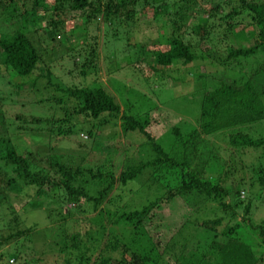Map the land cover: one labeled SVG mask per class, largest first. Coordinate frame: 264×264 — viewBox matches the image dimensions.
<instances>
[{
	"label": "trees",
	"instance_id": "1",
	"mask_svg": "<svg viewBox=\"0 0 264 264\" xmlns=\"http://www.w3.org/2000/svg\"><path fill=\"white\" fill-rule=\"evenodd\" d=\"M234 1L236 7H230L221 18L224 29L218 39L222 41L227 36H234L244 40L245 46L240 43L224 46L225 55L213 57L212 53L202 51L195 56L192 45L181 37L185 26L179 24L178 17L185 6L180 5L175 7L172 20L168 21L167 27L171 31L168 37L161 38L159 32L153 45L136 44L139 64L147 62L148 56L151 64L157 65L161 71L171 69L176 72L178 67L187 68L199 60L205 66L203 74H197L195 68L188 74L191 77L189 94L197 103L198 114L194 121L190 124L178 121L159 141L145 131L149 125L147 119L126 114L99 86L97 47L105 50V31L111 32L113 25L139 26L136 16L145 14L146 9L151 10L152 19L167 15L170 5L166 0H0V20L7 24L4 29L14 28L11 33H0V72H7L6 81L10 83L13 79L28 78L35 73L29 91H25L22 84H5L27 105L45 107L48 112L44 117L14 115L12 127L19 123L22 128L29 127L28 132H44L50 141L52 137H68L69 140L76 126L85 134V139L93 143L95 130L118 119L121 136L136 133L142 139L138 146L149 148L147 159L135 161L138 147L135 148L130 141L128 145L135 149L126 152L124 159L114 162V155L120 154L124 147L122 144L120 150L114 148L111 154L105 153L104 156L101 147L97 146L89 149L86 160L78 154V164L71 159L63 163V157L56 154L52 144L43 154L21 153L13 145L11 136L14 135L12 132L8 134V125L0 111V227L6 229H0V249L13 239L32 236V227L19 229L20 217L35 214L36 211L27 212L32 205L30 202L40 204L46 193H50V197L58 198L61 205L78 206L82 201L90 207L92 214L96 213V220H82L94 237L87 231L82 235L78 232L67 234L65 227H56L67 241L62 251L67 254L75 251L72 259L76 264H158L162 256L168 257L167 254L173 256L172 264H264V226L250 227L251 230L245 227L246 222L249 224L250 205L248 200L245 204L240 200L244 198L238 188L240 182L236 183L234 192H230L224 183L228 166L237 172L232 165V156L221 164L216 150L207 140L219 132H228L227 145L237 154L244 149H264V137L232 133L233 129L264 121L261 99L264 96V58L249 60L256 52L264 53V0ZM218 10V6L211 8L208 17H215ZM240 12L246 13L251 24L234 32L239 24L231 20ZM204 26L203 21L194 29L198 31V40L203 41V35L206 39H213L216 32H208ZM118 32L114 31L110 39L115 40ZM62 38L66 45L62 44ZM110 56L106 53L104 57L108 74L117 70ZM44 58H53V62L39 69L38 64ZM62 60L67 62L66 67L60 66L57 72L54 71V62ZM129 61L123 69H130ZM154 68L150 67V70L155 72ZM188 76L187 73L181 74L178 79L182 81ZM62 77H74L75 81L65 85L61 83ZM87 78L95 80L90 84L92 88L84 86ZM49 91L53 94L49 95ZM42 95L45 99H41ZM6 99L0 98V102ZM7 100L13 102L11 98ZM45 103L51 105L50 108L44 106ZM93 160L96 163L91 165ZM86 163L90 166L84 167ZM250 172L254 175L246 185L247 197L249 193H255L257 199L264 202V169L259 165ZM144 173H150V182L140 184ZM19 181L32 192L29 196L32 200L27 198L21 209L12 204L10 196V193L19 194L16 185ZM254 183L258 187L256 191L253 190ZM128 184L137 186L134 194L140 199L145 197L144 204L138 208L120 205L117 195H113L116 189L120 191ZM174 199H179L194 213L212 203L222 216L197 224L192 222L190 226L194 232L191 235L186 233L183 236L184 228L178 229L177 238L172 235L164 244H156L148 234L149 220L161 203ZM64 213L68 215V210L61 208L56 216ZM223 217L227 221L238 218L239 224L223 226L217 235L216 229L222 225ZM62 220L65 223V218ZM240 226L250 231L245 239L247 243L236 233ZM119 227L122 231L128 230L125 236L119 237L115 233ZM253 234L257 240L255 243L251 239ZM85 243L96 246L87 247ZM14 256L9 258L13 260ZM2 261L3 255H0V264ZM63 264H71L70 259L64 260Z\"/></svg>",
	"mask_w": 264,
	"mask_h": 264
},
{
	"label": "rangeland",
	"instance_id": "2",
	"mask_svg": "<svg viewBox=\"0 0 264 264\" xmlns=\"http://www.w3.org/2000/svg\"><path fill=\"white\" fill-rule=\"evenodd\" d=\"M166 2L170 5L167 9V15L158 16L152 19L151 10L146 9L145 14L136 16L138 23H140L136 28L132 26L130 27L127 24H116L111 28V32L105 31L103 48L106 52L105 50H101L99 46L97 47L98 73L100 75L97 76V81L99 82V86L103 87L114 98V101L120 105L126 114L147 119L149 125L146 127L145 131L149 133L153 139H158L159 141L162 138L161 136L178 121L182 120L189 124L194 121L198 114L197 103L196 98H192L189 94V90L191 89V77H189L188 74L191 73L192 68L197 70V74H203V68H205V66L202 65V62L199 60L192 63V65L187 68L178 67L179 70L176 72L171 69L161 71V68L157 65L153 66L154 64H151V59L148 56L146 58L147 62L139 64L137 62L138 56L136 52L138 48L136 47V44L147 43V46L153 45V43H156L155 41L157 40V37L159 38V32L162 34L161 38L168 37L171 32L167 27L168 21L172 20L175 7L180 5L185 6L180 12L181 17H178L179 24L185 26L182 29L184 32L181 34V37L185 43L192 45V52L195 56L200 55L202 51H207L212 53L213 57H220V54L223 53L224 46L232 47L234 43V45L240 43L242 46H245L244 40H240L234 36H232L233 38L227 36L228 38L222 41L218 39L224 29L223 19L221 18L230 11V7H236L234 0H187L185 2L179 0H166ZM215 6L219 7L218 14L212 18L208 17L210 9ZM219 18L221 20H218ZM203 21L205 22L204 28L206 31L208 29V32L212 31L213 34L216 32V34L213 35V39H206L205 35H203L202 38L204 40H198V31L195 32L194 29ZM231 21L236 23V25L239 24L236 26V29L233 30L234 32L251 24L249 17L244 12H240L236 17H233ZM6 25L7 24H4V22L0 20V33H11L13 31L14 28L4 29ZM117 30L119 32L115 40H111L110 38L113 36L112 33L114 31L117 32ZM251 30L253 33L255 32V30ZM88 33H91L89 29ZM107 33L109 34L108 36ZM64 38L61 39L64 40L62 44L66 45L67 43ZM127 43L130 45L132 43V47L126 46ZM68 46H71V44ZM57 51L61 52L60 50ZM261 52L262 51H259V53L256 52L254 58L249 60L255 61V57L260 59L262 57L264 58V53ZM106 53H108L109 56L110 54L112 55L110 56V61H113V63L116 64L115 67L117 69L114 72L111 71L110 74H108L109 71L106 70L107 62L106 59H104ZM223 55L225 54L223 53ZM51 59L47 60V58H44L38 64V68L41 69L45 67V65L48 67L52 61ZM127 60H130L129 64L131 67L129 70L122 68L125 66V63H127ZM54 63L55 66L53 70L56 72L60 69V66L66 67L67 65V62H64V60ZM150 67H155V72L150 70ZM246 72L248 73V71ZM0 73H2V75H0V98H11L13 100V102L8 101L7 99L1 101L0 111L3 112L4 120L8 125V134L11 135L12 132L14 135L11 136L13 145L21 153L27 151L43 154L48 151L52 144L56 154L63 157V163L69 162L71 159L72 162L78 164L77 155L80 154L81 156L86 157L85 160L88 159L87 156L88 153H90V148L94 149L97 146L101 147L100 152L104 156L105 153L111 154L114 148L115 150H120L122 144L124 147L119 151L120 154L118 153L114 155V162H116L117 159H124L125 156H127L126 152L137 147V153L134 155L135 161L148 158L149 153L147 149L149 148L147 147L146 149L138 146L142 140L138 134L128 133L126 136L120 135L121 128L118 119L112 120L108 124H104L101 128L95 130L94 133L97 137L94 136L95 140L93 143L89 142V139H85V134L79 132V128L76 126L73 130V134L69 136V140L68 137L66 139H56V137H52L50 138V141L44 132H28L29 127L22 128L19 123H17V125H20L21 128H17V125L12 127V118L14 115H23L25 117H28L29 115H37L44 117L48 112L45 107L35 108L32 107L33 105H27L28 103H25L24 100L16 96L15 91L5 84V82H8L6 81L7 72L5 73L2 70ZM185 73H187L189 78H184L182 81L179 80L178 77H181V74L183 75ZM34 79L35 73L29 75L28 78L13 79L11 82L15 85L22 84L24 85L23 87L25 91H29ZM74 81V77L61 78V83L65 85L72 84ZM85 81L84 86L90 88H92L90 84L95 82V80L91 78H87ZM8 83L12 85V83ZM50 94L53 93L49 91V95ZM31 95L32 94L28 96ZM36 99L38 98L36 97ZM41 99H45V96L42 95ZM261 99L263 100L264 107V96H262ZM44 106L50 108L51 105L45 103ZM76 121L79 122L78 120ZM232 133L247 134L252 138L264 137V121L253 123L247 127L233 129ZM227 136L228 132H219L218 134L207 138L208 142L211 143L216 150L217 156L221 159V164L224 165V163L230 159V155L232 156V165L237 172L228 166L225 170L228 171V175L224 183L227 188L230 189V192H234L237 189L235 188L236 183L240 182L238 188L240 192L244 193V198H240V200L244 204L247 203L246 201L248 200L250 205V212L247 216L249 224L246 222L245 227L251 230L250 227L260 224L264 226V202L259 201L255 193H249L247 197L246 192L248 180L250 176L254 175L250 170H256L259 165L264 169V149H257L254 151L244 149L240 151L241 153L239 152L240 154H237L230 150V147L227 145ZM130 141H132L135 148L128 145V142ZM94 163H96V161L94 162L93 160L91 165ZM87 166H90V163L84 165V167ZM149 178L150 173H144L141 176L142 181H139L140 184L148 183ZM16 185L19 188V190H17L19 194L15 195L14 193H10V196L12 198V204L17 209H21V207H24L27 198H29L32 192L29 188L22 186L21 181ZM256 185V183L253 185L254 191L258 189ZM136 190H138L136 185L128 184L127 186L122 187L120 191L116 189L113 195H117L120 205H127L129 208H138L140 204H144L145 197L140 199L138 194H134ZM150 193L151 192H149L148 196H150ZM50 195V193H46V196H44L45 200L40 204H34L32 203L33 201L30 202L32 204L30 206L31 209L28 208L27 212L35 213L34 211H36V213L32 216L22 215L20 217L21 226L19 229L32 227V236L18 237L5 244L3 248L0 249V255H3L2 264H5V261H7L6 264H63L64 260L68 258L70 259L71 264H76L72 259L75 251H68V254L65 251H62L67 241H65L61 230H57L56 227H65L67 230L64 232L67 234L78 232L82 235L87 231L89 235H92V230L87 229V224H84L82 220L90 218L96 220V213L92 214L90 207L82 203V201L79 202L78 206L75 204L74 206L68 204L61 205L58 198L54 199L52 196L50 197ZM29 199L32 200V198ZM70 207H72L71 210L68 209ZM61 208L67 209L68 215H66L67 213H64V215L62 214L59 217L56 216L57 211H60ZM42 211H44L43 214L39 213ZM240 212L241 210L238 211V216L240 215ZM221 216V213L218 212V209L212 203L206 204L198 212L194 213L179 199H174L167 203H161L159 207L155 209L147 226L148 234H150L154 243L160 245L162 243L164 244L168 238L172 237V235L176 237V231L178 229L182 230L184 228L182 230L184 232L183 236H185L186 233L187 235H191L194 232L190 226V223L192 222H196L197 224L206 219H215L216 217ZM63 218H65V223L62 222ZM0 219H2L1 213ZM232 224H239L238 218L233 221H227V219L224 218L222 225L216 229L217 235H220L223 226H229ZM0 229L6 230L4 227H0ZM127 231V229L122 231L121 227H119L118 231L115 233L120 237L125 236ZM248 232L250 233V231L245 230L243 227L236 229L238 237L243 238L245 242ZM251 236L252 241L254 243L257 242L255 235L253 234ZM84 241L82 243H84ZM189 242L192 244L191 240ZM85 244L87 247L92 246V248L96 246L93 243ZM197 246H199V244ZM202 246L203 245H200V247ZM193 247L194 245H191V248ZM168 253L170 252L168 251ZM10 255H15V259L12 260L11 257L9 258ZM167 255L168 257L162 256L158 264H172V260H174L173 256H170L169 254Z\"/></svg>",
	"mask_w": 264,
	"mask_h": 264
}]
</instances>
